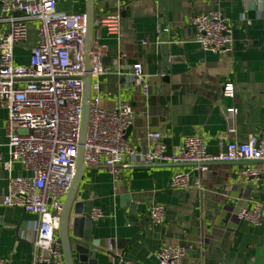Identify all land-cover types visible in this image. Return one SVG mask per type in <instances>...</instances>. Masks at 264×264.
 <instances>
[{
	"label": "crops",
	"instance_id": "crops-1",
	"mask_svg": "<svg viewBox=\"0 0 264 264\" xmlns=\"http://www.w3.org/2000/svg\"><path fill=\"white\" fill-rule=\"evenodd\" d=\"M117 1L122 6L119 30L111 33L99 24L92 51L103 49L102 106L114 109L119 102H128L135 110L127 135L132 146L147 151L148 132L160 130L169 153L177 152L186 137L200 135L209 152L217 154L230 139L244 142L264 130V0ZM110 3L96 0V20L109 11ZM58 10L86 13L87 0H60ZM212 11L222 12L233 28L231 52L205 50L196 40L192 20ZM8 29L0 21V34ZM24 43L26 58L19 57L20 45L14 50L19 65L29 62L37 43L36 22H29ZM135 63L151 76L148 106L133 82ZM229 83L234 95L225 92ZM230 108L237 111L227 119L224 111ZM7 118L0 100V153L5 159ZM230 127L235 132L227 137ZM245 166L264 168V161L216 163L207 170L191 163L126 161L116 176L106 167H88L77 197L85 211L99 207L104 215L91 238L95 247L84 245V253L75 252L74 264H124L128 259L161 264L158 249L181 242L188 246L187 264H264V176L245 178L241 175ZM178 171L190 173L192 182L200 181L202 187L172 188ZM14 173H23L20 164H15ZM8 184L0 161V260L33 264L38 216L3 204ZM257 202L263 204L260 223H242L238 211ZM133 203L135 215H130ZM154 204L166 209L160 224L151 218Z\"/></svg>",
	"mask_w": 264,
	"mask_h": 264
},
{
	"label": "built area",
	"instance_id": "built-area-1",
	"mask_svg": "<svg viewBox=\"0 0 264 264\" xmlns=\"http://www.w3.org/2000/svg\"><path fill=\"white\" fill-rule=\"evenodd\" d=\"M60 0H0V21L9 26L0 34V100L8 110L6 120L9 138V157L4 169L9 184L2 202L19 207L38 216L34 230L33 264H65L62 244L58 236L63 212V198L69 192L77 170L83 117L85 75V41L87 15L84 12H61ZM111 2L109 11L96 21L109 32L120 27L122 6ZM29 22L37 23V43L32 48L27 64H16L14 50L28 39ZM196 40L208 51L228 53L233 50V28L220 11L201 14L192 20ZM106 72L103 49L91 54L92 98L84 162L88 167H106L115 176L126 161L140 164H196L207 170L208 164L217 162H263L264 130L250 135L247 141L230 139L226 147L213 154L200 135L185 138L175 153H169L160 130L149 131L151 148L138 151L128 140V130L133 126L135 110L128 102H119L114 109L101 104L100 77ZM133 82L140 86L142 96L149 105L151 76L141 63L133 65ZM234 85L229 83L225 92L234 95ZM236 108L224 111L231 119ZM235 132L230 127L227 137ZM3 155L0 153V161ZM20 164L22 174L14 173ZM241 175L248 179L264 176V168L245 166ZM202 187L200 181L192 182L191 174L178 171L171 187L187 190ZM263 204L257 202L242 208L240 220L258 224L262 219ZM165 206L154 204L151 218L160 224L165 218ZM89 215L99 220L104 213L93 207ZM187 244H164L157 251L161 264H187ZM0 264H11L0 260ZM124 264H140L128 259Z\"/></svg>",
	"mask_w": 264,
	"mask_h": 264
},
{
	"label": "water",
	"instance_id": "water-1",
	"mask_svg": "<svg viewBox=\"0 0 264 264\" xmlns=\"http://www.w3.org/2000/svg\"><path fill=\"white\" fill-rule=\"evenodd\" d=\"M96 0H87V35L85 41V75L84 80V100H83V117L81 124L80 145L77 158V170L72 182V186L67 193L63 202V212L60 224V240L62 244L65 264H74L75 252L84 253V245L89 248L95 247L91 241L95 233L97 220H94L85 211L84 202L78 200L77 194L88 166L84 162L85 143L88 133L91 98H92V77H91V54L94 43V29L99 26L96 21ZM131 128L128 130V134ZM5 158L1 160V166L4 167ZM217 163H234V162H217ZM216 164V163H212ZM211 165V164H208ZM136 204H131L129 214L135 215ZM134 223V222H132ZM243 223V221H242ZM139 238V237H138Z\"/></svg>",
	"mask_w": 264,
	"mask_h": 264
},
{
	"label": "rangeland",
	"instance_id": "rangeland-1",
	"mask_svg": "<svg viewBox=\"0 0 264 264\" xmlns=\"http://www.w3.org/2000/svg\"><path fill=\"white\" fill-rule=\"evenodd\" d=\"M28 37H29V35H28ZM27 41V40H26ZM20 51H21V53L19 54V57H20V59H23V58H26V56H27V54L26 53H24V51H23V48L25 47V43H22V44H20Z\"/></svg>",
	"mask_w": 264,
	"mask_h": 264
}]
</instances>
